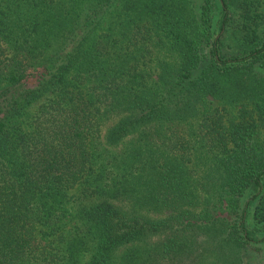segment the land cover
Masks as SVG:
<instances>
[{"label": "trees", "instance_id": "1", "mask_svg": "<svg viewBox=\"0 0 264 264\" xmlns=\"http://www.w3.org/2000/svg\"><path fill=\"white\" fill-rule=\"evenodd\" d=\"M263 246L264 0H0V264Z\"/></svg>", "mask_w": 264, "mask_h": 264}, {"label": "rangeland", "instance_id": "2", "mask_svg": "<svg viewBox=\"0 0 264 264\" xmlns=\"http://www.w3.org/2000/svg\"><path fill=\"white\" fill-rule=\"evenodd\" d=\"M218 103L219 102H217L216 100L211 101L210 99H207L204 104L206 106L213 107V106L218 105ZM187 126L188 125H186V124H182L181 127H177V126L176 127L179 128V130H181V131H182V129H184L182 132L187 133L188 132ZM259 235H261V234H259ZM245 257H246V259H248L253 264H264V246L261 249H257V250H253V251L249 252L248 254H246Z\"/></svg>", "mask_w": 264, "mask_h": 264}]
</instances>
